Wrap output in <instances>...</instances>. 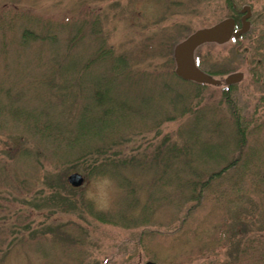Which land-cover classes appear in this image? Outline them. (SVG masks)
<instances>
[{"label":"rangeland","instance_id":"1","mask_svg":"<svg viewBox=\"0 0 264 264\" xmlns=\"http://www.w3.org/2000/svg\"><path fill=\"white\" fill-rule=\"evenodd\" d=\"M232 3L250 6L248 32L195 51L216 79L243 73L225 88L177 81L172 52L196 29L238 19L227 0H0V264H264V0ZM111 68L126 77L112 145L127 154L116 174L104 169L116 191L98 206L85 195L97 175L40 129L57 113L65 128L86 102L79 87L92 93L88 74ZM23 112L37 115L34 128ZM238 144L233 178L212 180L194 206L190 182ZM72 172L83 185H68Z\"/></svg>","mask_w":264,"mask_h":264},{"label":"trees","instance_id":"2","mask_svg":"<svg viewBox=\"0 0 264 264\" xmlns=\"http://www.w3.org/2000/svg\"><path fill=\"white\" fill-rule=\"evenodd\" d=\"M231 5V11H235L233 8L232 0H227ZM33 35L31 31L23 30L21 40L26 43L28 40L32 41ZM98 54L95 55V59ZM93 59V60H95ZM92 60V61H93ZM90 61V62H92ZM94 62V61H93ZM92 62V63H93ZM87 66V65H86ZM86 66H82L83 69H86ZM119 70V69H118ZM74 71V66L72 67V73ZM77 71H82L81 68ZM76 71V72H77ZM122 72V68H120ZM118 72V71H117ZM113 68L108 70V73L101 75L100 77L96 78V76H91L88 74L92 80L91 83V91L92 93H85V87H79V90H83L81 93L82 98L86 101L81 107V113L75 114L71 116V120L69 123H66L65 128L60 121V114H56V118L49 117L45 121V125L43 126L44 129H40L42 134L45 136L46 140L57 146L58 148L62 149L64 155L69 156L68 154L74 152L77 156L74 161L81 163L82 172L85 174L86 177H90L92 174L100 175L105 174L104 169L108 166H111L112 170L110 171L113 174H116L115 169L116 167L121 166V159L126 157V154L121 147L123 145L113 146L114 141L117 137H113V134H117V131L123 125L122 115L124 113L123 106L125 105L126 101L123 100L122 95L118 93L115 95L118 90L117 88L120 87V83H116L117 79L122 78L119 77V73H117ZM86 73V72H85ZM83 74V73H78ZM85 75V74H83ZM124 77V75L121 73ZM179 82L189 83L188 81L181 80L175 74L174 77ZM126 77L120 79L121 81H125ZM193 84V83H192ZM89 87V86H87ZM116 91V92H115ZM70 95V93H69ZM66 97V96H65ZM63 102V100H61ZM125 101V102H124ZM70 105V110H73L75 105V100L72 97H68L66 101L63 102L62 106ZM124 104V105H123ZM72 105V106H71ZM94 107V112L90 113L89 110L91 107ZM67 109V107H66ZM20 119H23L27 126L31 125L33 128L36 125V114H16ZM24 117V118H23ZM119 127V129H118ZM238 129L236 130L237 135ZM122 135H120L121 137ZM236 146V145H235ZM114 148H117L114 150ZM133 151V150H131ZM26 152V151H25ZM240 144L237 146V152L235 156L228 161L227 164H216L217 160L213 161L211 165H216V168H209L212 172L208 175H205L203 181H191L190 186L192 187L191 190L196 194L195 198L197 202L194 203V206L197 205L198 201L200 200L201 196L199 195L200 192L210 184L212 180L221 178H233V174L230 172L236 165V163L240 159ZM120 156V157H118ZM222 166V167H221ZM234 168L233 170H236ZM232 170V171H233ZM109 172V173H110ZM239 174H243L242 171ZM264 175V174H263ZM84 176V175H83ZM84 176V178H85ZM115 176V175H114ZM264 178V177H263ZM238 179V178H236ZM235 179V181H236ZM264 180V179H263ZM244 181V179H243ZM242 181V182H243ZM241 179H239L237 183L238 190H241V186L239 183ZM200 191V192H199ZM225 196V194L223 195ZM243 198V197H242ZM61 204L66 205L67 209H72L73 204L69 202L67 198H61ZM34 207H38L41 203L31 202ZM186 212L183 215V219L186 218ZM264 216V215H263ZM243 221L240 222L243 224ZM59 225L56 227L58 231ZM258 229V228H257ZM237 232V230H236ZM0 243H3L0 240Z\"/></svg>","mask_w":264,"mask_h":264},{"label":"water","instance_id":"3","mask_svg":"<svg viewBox=\"0 0 264 264\" xmlns=\"http://www.w3.org/2000/svg\"><path fill=\"white\" fill-rule=\"evenodd\" d=\"M247 13L241 18V26L238 30L234 29V19L225 18L211 26L203 27L195 30L185 39L177 43L173 48V58L175 63L174 73L182 80L191 81L199 84L217 85L219 80L210 77L208 74L202 72L197 68L194 62L195 49L205 43L223 44L226 43L231 37L238 38L244 34L249 28V7L245 6L241 12ZM242 79L241 73H232L225 77L224 83L226 85L234 84ZM67 183L72 187H79L82 185L84 179L78 172L70 173L67 178ZM144 264H155L154 262L147 261Z\"/></svg>","mask_w":264,"mask_h":264},{"label":"clouds","instance_id":"4","mask_svg":"<svg viewBox=\"0 0 264 264\" xmlns=\"http://www.w3.org/2000/svg\"><path fill=\"white\" fill-rule=\"evenodd\" d=\"M116 191L113 178L107 174H100L91 179L90 186L85 195L98 204L107 206Z\"/></svg>","mask_w":264,"mask_h":264},{"label":"flooded vegetation","instance_id":"5","mask_svg":"<svg viewBox=\"0 0 264 264\" xmlns=\"http://www.w3.org/2000/svg\"><path fill=\"white\" fill-rule=\"evenodd\" d=\"M235 10H236V12L238 13V19L234 18V20H235V25H236V29H237V28L240 27L241 18L247 13V11H245V12L243 13V12H241V8H240V9H236V8H235ZM249 15H250V14H249ZM248 21H249V18H248ZM241 37H242V36H241ZM241 37H240V38H241ZM240 38H238V39H240Z\"/></svg>","mask_w":264,"mask_h":264}]
</instances>
